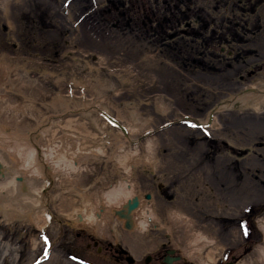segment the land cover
<instances>
[{
  "label": "rangeland",
  "instance_id": "1",
  "mask_svg": "<svg viewBox=\"0 0 264 264\" xmlns=\"http://www.w3.org/2000/svg\"><path fill=\"white\" fill-rule=\"evenodd\" d=\"M2 1L0 114L10 123L0 147L55 150L72 136V149L90 152L78 184L47 172L44 227L0 218V264H165L170 248L201 264L185 258L191 231L212 240L199 242L203 260L254 259L263 241L264 107L241 99L256 96L242 93L248 87L264 94V0ZM225 100L209 125L182 121L205 123ZM125 151L129 173L116 159ZM120 176L143 198L151 194L145 201L156 214L155 226L128 244L113 229L136 233L115 216L101 237L64 206L73 189L87 195Z\"/></svg>",
  "mask_w": 264,
  "mask_h": 264
},
{
  "label": "bare ground",
  "instance_id": "2",
  "mask_svg": "<svg viewBox=\"0 0 264 264\" xmlns=\"http://www.w3.org/2000/svg\"><path fill=\"white\" fill-rule=\"evenodd\" d=\"M6 2V0L2 1L1 6H4ZM255 95L252 98L241 99L246 107L249 106L248 104L253 109L264 107V94L256 93ZM101 110L107 112L105 109ZM0 120L3 121V123L0 122V139H6L7 137L4 136L3 130H7V128L4 125H8L10 121L5 116H1V114ZM124 126L129 135L130 128L125 124ZM67 137V141L63 147L55 148V150L53 147H49L48 150L41 149L40 147L37 149L33 145L18 146L15 149L0 147V218L5 223L21 219L32 222L39 228L45 226L47 216L42 208L41 200L42 192L46 190L47 182L50 181V177L47 174L48 171L54 176H60L61 182L63 179L76 183L79 181L81 169L85 167L84 163L86 162L82 163L83 158L88 159L90 150L83 151L79 146L76 149H72V136ZM73 137L76 136L74 135ZM54 147H57V145ZM95 149L97 154H104V151L102 153L100 147ZM130 155L129 151H125L116 156V159L126 173H129L131 170ZM53 178L55 177H52V180ZM74 192L75 190L73 189V193L64 199V206L71 209L69 216L78 226L96 229V231L100 232L99 235L101 237L108 234L105 231H107L111 215L119 220L125 230H133L136 233L135 236L118 235V232L113 229L115 238L118 239L119 236L125 244L129 243L130 238L137 239V237H142L152 226H155L152 221L156 219V214L151 206V202L145 201L150 200L151 197L146 198L145 194L144 199L140 196L136 192L135 184L127 176H120L114 182L101 187L96 192L95 190L89 192L87 195L79 193L76 197L73 195ZM134 198L137 199V204L128 212V204ZM40 208H42V211ZM118 212H120V215ZM125 213H128V215H125ZM175 215H177V219L179 220L178 214ZM125 217L130 219L131 228H125ZM180 222L185 223L184 226L187 232L190 231L186 220L181 219ZM257 227L262 232L263 241L255 248L256 257L254 259L241 260L236 264H264V219L257 220ZM189 234L191 237L189 239L190 245L186 248L187 255H185V258L188 255H195L199 258L201 264H213V256H209L208 259L203 260L198 251L201 240L206 244H211L212 240L194 231L189 232ZM97 245H99L98 241ZM170 249H173L174 253L167 254L166 251L167 257L176 253L174 248ZM127 256H131V254H127ZM178 256V259L172 260L167 264L178 261L181 255L178 254ZM148 257H151V255ZM134 260L133 258V262Z\"/></svg>",
  "mask_w": 264,
  "mask_h": 264
},
{
  "label": "water",
  "instance_id": "3",
  "mask_svg": "<svg viewBox=\"0 0 264 264\" xmlns=\"http://www.w3.org/2000/svg\"><path fill=\"white\" fill-rule=\"evenodd\" d=\"M245 92L261 93V92H263V91H261V90H259V89H257V88H251V87H248V88H245V89L243 90L242 93H245ZM229 102H231V100H225V101H223V102H219L218 105H216L215 107H213V108L209 111V113H208V117H207V121H206L205 123L200 122L199 120H197V119H195V118H192V117H190V116H184V117L182 118V121H184V122H189V123H194L197 127H199V126H201V125H203V124H205V125H209V124L212 122V120H213V114H214L215 110L221 108L224 104H227V103H229ZM103 113H104L106 119H107L111 124H113L114 126L118 127V128H119V129L125 134V135H127V130H126L124 124H122L121 122H119L116 118L112 117L111 115H108L106 112H103ZM150 197H151V194H146V198H150ZM136 204H137V199L134 198V199L131 200L130 203L128 204V209H127V211L130 212V209L133 208V207H135ZM118 214L120 215V212H118ZM125 215H128V213H127V214L125 213ZM124 223H125V228H127V229H128V228H131L130 219H129L128 217H125V222H124ZM166 251H167V254H172V253H174V250H173V249H168V250H166ZM178 258H179V256H176V257H167V256H166V258H165V262H166V263H170L172 260H175V259H178ZM126 259H127L128 262H133V258H132L131 256H127ZM224 264H231V262L229 261V262H226V263H224Z\"/></svg>",
  "mask_w": 264,
  "mask_h": 264
},
{
  "label": "flooded vegetation",
  "instance_id": "4",
  "mask_svg": "<svg viewBox=\"0 0 264 264\" xmlns=\"http://www.w3.org/2000/svg\"><path fill=\"white\" fill-rule=\"evenodd\" d=\"M93 245L94 246H96V249L97 250H101L102 249V247L101 246H99V245H97V241L96 240H93ZM117 255H118V257L120 256V257H123L125 260H126V255H127V253H125L124 251H121L120 250V253H117ZM176 257V256H178V254H176L175 253V255L173 254V255H171V256H169V257ZM118 257H117V259H118ZM165 258H166V251H165V254L163 255V257H162V259H161V262L162 263H165ZM151 260V257H148V256H146L145 258H144V261L145 262H148L149 263V261ZM180 261H182V263L181 264H186L185 263V260L181 257L180 259H179ZM178 260V261H179ZM174 262V261H173ZM172 262V263H173ZM165 264H167V263H165Z\"/></svg>",
  "mask_w": 264,
  "mask_h": 264
},
{
  "label": "snow or ice",
  "instance_id": "5",
  "mask_svg": "<svg viewBox=\"0 0 264 264\" xmlns=\"http://www.w3.org/2000/svg\"><path fill=\"white\" fill-rule=\"evenodd\" d=\"M243 231H244V235L247 236L249 235V230L247 229V227L245 225H242ZM45 240L47 241V237H45ZM45 253L47 254V250H45ZM39 264V262H38Z\"/></svg>",
  "mask_w": 264,
  "mask_h": 264
}]
</instances>
